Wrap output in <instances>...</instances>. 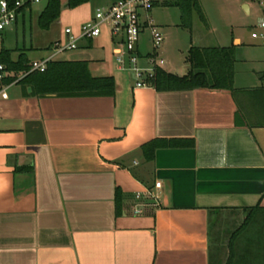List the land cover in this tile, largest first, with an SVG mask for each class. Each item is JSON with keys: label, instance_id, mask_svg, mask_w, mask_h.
Instances as JSON below:
<instances>
[{"label": "crops", "instance_id": "crops-1", "mask_svg": "<svg viewBox=\"0 0 264 264\" xmlns=\"http://www.w3.org/2000/svg\"><path fill=\"white\" fill-rule=\"evenodd\" d=\"M164 2L153 7H169ZM152 8L144 20L152 21ZM213 32L215 45H187L185 61L191 46L233 45L234 93L135 87L106 27L53 60L85 62L92 77H111L112 95H39L6 82L0 264H220L233 248L247 256L239 264H264L261 212L233 235L249 208H264V51L235 32L229 40ZM67 39L62 30L35 59ZM150 40L144 26L140 56L151 53ZM158 54L166 72L187 73L184 60L177 65L163 48ZM152 140L172 143L148 157L143 146Z\"/></svg>", "mask_w": 264, "mask_h": 264}, {"label": "trees", "instance_id": "trees-1", "mask_svg": "<svg viewBox=\"0 0 264 264\" xmlns=\"http://www.w3.org/2000/svg\"><path fill=\"white\" fill-rule=\"evenodd\" d=\"M7 1L11 4L14 0ZM87 1L66 0V6L75 7ZM164 5L179 8L181 27L190 29L192 10H196L204 19L198 0H174L172 2H164ZM61 6L60 0H46L44 8L38 15L39 27L48 29L50 24L59 16ZM31 7L32 5L28 6L29 9ZM24 9L21 8L20 12ZM234 61L233 45L228 47L191 46L186 56V62L189 66L186 74L178 76L158 68L152 84L156 90L210 88L234 93L237 91L233 87ZM0 63L5 65L6 71L13 73L5 77V82H11L16 74L25 72L29 68V60L24 53H20L14 61L11 59V50L4 47L0 49ZM20 81L31 86L32 93L39 95L55 93L60 96H77L112 95L114 93V83L111 77H92L87 70L86 63L80 61L51 60L47 63L44 71L30 72ZM170 143L172 142L152 140L146 143L143 149L149 153V155L147 153V156L151 157L157 147ZM247 211V216L242 226L233 235H238L247 228L255 215H257V212H261V218H263L262 226L259 227L260 229L257 233L259 238H264V208L255 206ZM246 259V254L238 253L233 248L226 261L220 264H239L240 261H245Z\"/></svg>", "mask_w": 264, "mask_h": 264}, {"label": "rangeland", "instance_id": "rangeland-1", "mask_svg": "<svg viewBox=\"0 0 264 264\" xmlns=\"http://www.w3.org/2000/svg\"><path fill=\"white\" fill-rule=\"evenodd\" d=\"M60 1L62 6L59 16L48 29H42L38 25V15L46 4V0H41L33 5L31 12H26L23 18L20 16L16 23H12L0 31V48L10 49L13 58L23 52L26 57L34 60L45 53V47L50 41L61 36L65 27L78 29L82 23L86 22L85 18L91 17L97 8L105 7L111 0H88L75 7L66 6V0ZM198 3L204 19L196 10H192L190 29L180 26L178 7H163L161 4L152 6L153 24L159 28L163 35L160 49H164L165 55L172 56V60L177 65H184V51L188 47L187 45H215L213 29L220 38L229 40L232 33L235 32L250 43L256 44L250 36V29L260 17V7L254 1L198 0ZM242 3L249 5V13L245 12L241 6ZM32 45L33 48H31ZM255 47L264 51L258 45ZM185 65L188 66L186 61Z\"/></svg>", "mask_w": 264, "mask_h": 264}, {"label": "built area", "instance_id": "built-area-1", "mask_svg": "<svg viewBox=\"0 0 264 264\" xmlns=\"http://www.w3.org/2000/svg\"><path fill=\"white\" fill-rule=\"evenodd\" d=\"M41 0H14L11 4L7 0H0V31L6 26L14 23L21 8L27 9L29 5L39 3ZM260 7V17L256 24L250 29L251 38L259 46L264 48V0H252ZM154 0H113L102 8H97L93 16L82 23L78 34H73L71 28H64V33L68 36L66 41L58 40L49 46V54L40 59L31 60L29 68L25 72L16 74L11 81L16 83L25 75L33 71H44L49 61L65 50L74 49L77 41L81 38H94L101 34L104 27L108 28L115 38L114 53L116 62L121 69L129 70L132 73L135 87H153L152 80L158 68H162L164 59L159 56L163 35L159 28L150 19H143L142 15L150 11ZM144 26L150 29L151 33V53L146 56L138 54L137 42ZM5 69V65L0 63V98L8 97L5 77L12 75ZM160 182L154 183L155 188L160 187ZM151 198L158 199V195L150 191ZM136 199H141V193L136 192ZM140 208L135 209V213H141Z\"/></svg>", "mask_w": 264, "mask_h": 264}, {"label": "water", "instance_id": "water-1", "mask_svg": "<svg viewBox=\"0 0 264 264\" xmlns=\"http://www.w3.org/2000/svg\"><path fill=\"white\" fill-rule=\"evenodd\" d=\"M243 9L245 10V12H248V10H249V9H248V5H247V4H244V5H243Z\"/></svg>", "mask_w": 264, "mask_h": 264}]
</instances>
